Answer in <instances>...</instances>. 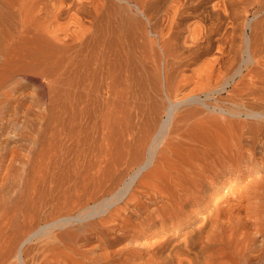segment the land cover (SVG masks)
Returning <instances> with one entry per match:
<instances>
[{"label": "bare ground", "instance_id": "bare-ground-1", "mask_svg": "<svg viewBox=\"0 0 264 264\" xmlns=\"http://www.w3.org/2000/svg\"><path fill=\"white\" fill-rule=\"evenodd\" d=\"M235 96L252 104H220ZM261 130L264 0H0V264L145 263L86 246L179 238L164 224L180 214L195 233L193 207L225 173L246 175ZM240 246L229 264H264V245L257 262Z\"/></svg>", "mask_w": 264, "mask_h": 264}, {"label": "rangeland", "instance_id": "rangeland-1", "mask_svg": "<svg viewBox=\"0 0 264 264\" xmlns=\"http://www.w3.org/2000/svg\"><path fill=\"white\" fill-rule=\"evenodd\" d=\"M33 90H34V85H31L30 88H27V90L25 91V92H31V94L28 97H26V99H27L26 104H28V102H30L33 99L34 94H35L33 92ZM236 97L237 96L232 97V98L230 97L231 99L227 98V99L223 100L222 103H220V104L223 105L224 107L226 106L225 108H227V109H230V108L232 109V108L236 107L237 105L249 106L252 104L251 101L248 99L240 98V97L236 98ZM233 98L235 99V101L233 100ZM21 110H22V112H21ZM18 111L20 112V114H23L25 111H27V108L20 107L18 109ZM227 116L231 120L232 119H233V121L235 120L233 123L234 125H238L239 122H241L244 119H247V120L249 119V118H244V116L239 117V118L235 117V116H231V115L230 116L227 115ZM222 117L223 116H221L222 120L227 119L226 117H223V118ZM251 119H253V118H250L248 120L249 122L246 120V122H248V123L256 122V119L255 120H251ZM258 132H259L258 137H260V138H258L257 141H255L254 139H251V138L249 139L248 148L251 150H249L250 162L248 163V166L245 167L246 175H238L235 177V174H234L235 172L225 173V175L223 176V178L225 180L224 187H221L220 185L221 184L223 185V183H220L216 179L215 180L216 185H214L215 183H212V185H211L212 187H210V189H209V195L206 198L208 201L205 199L206 200L205 202H208L209 206L206 207V203H204L205 205L202 204L201 206L199 205V207H193L195 209V215H194L195 217L193 219L197 223V227L195 226V233H194V231H192L193 232L192 234L189 233V231L192 230L193 227H187V226H189L187 224V220L184 219L182 214H180L178 216L175 215V216L170 217L171 219L168 218V220H166V223L164 225L166 227H168L169 229L171 228L169 232H171V231L176 232L174 230H178L177 228L179 226H182L179 228H182L181 230H183L184 232H186V230H187L188 233L187 232L185 234L183 233L184 235L182 234L179 238L177 235L174 236V234H171L165 238V240L167 242L163 241L162 243H159L160 245L155 244V245L149 246V247L148 246L141 247L139 245L131 243V239L133 238L131 236V234L127 237H124V238L121 237L120 240L117 242L116 240L112 239L113 236H116V232H111V234L108 233L107 235H106V233L102 234L103 233L102 232L101 233L102 235L100 237H94L91 241L92 243H89L88 244L89 246H86V248H91V249L94 248V249H96V252L108 251L112 255L116 254V256L114 255L115 256L114 259H117L118 258L117 254L121 249L123 251L126 250L127 252L130 253L129 248L133 247V248L137 249V252L140 251L139 254H141L142 257H145L143 259L146 261L145 263L143 260H140V261H143L142 264H146V263L147 264H207V262H209V261H210V263H208V264H212V263L213 264H215V263L220 264L221 263L220 259L223 260L222 261L223 264L224 263L229 264L231 259L233 262H234V260L237 259V255L234 254V249L232 247L234 246V244L236 242H239V244L241 245L240 246L241 249L243 246V249H242L243 252L242 251L241 252L242 253L245 252L246 255L251 256L252 258H254V261L257 262L258 259H256V258L258 257L259 248L261 247V244H262V246L264 245V239L262 240V238H264V234H263L262 238L259 237V234H258V237L255 236L256 234L253 235L254 232L257 233V231H256L257 230L256 228H258L257 223L262 222L260 224L264 228V220H263V218H264V189H262V188H264V182H263V186H261L262 184L258 185V183H257V182L262 183V181L264 180V178H261V177H264V146H263L264 145L263 144L264 143L263 142L264 134H263L262 130L258 131ZM261 138H262V141H260ZM2 140L5 141V143H8V145L11 142V141L9 142L5 137H3ZM12 144H14V143H12ZM247 172H249V173H247ZM145 174H146V172H145ZM247 174H252L254 179H255L254 180L255 186L252 187V191L255 190L254 194H255V192H256V194L255 195L252 194L253 196L251 197V198H255V199L254 200L250 199L251 202L246 201L250 205L253 204V208H251L250 205L245 206V205H247V203L245 201H244L245 203H243V205H242L244 207H242L239 204L236 205V203L241 200L240 193L244 187L242 186L243 188L241 189L240 186L246 185L245 179L247 178ZM259 178H261V179H259ZM239 184H240V186H239ZM229 185H232V186L238 185L237 187L235 186L236 190H238V191L240 189L241 190L239 191V193H238V191L236 192V190H235L237 195L232 194L230 196L229 201L232 200V198H233V200H232L233 202L230 201L229 202L230 205L228 207L227 202H225L222 199V196H224V193L226 191L225 188L228 187ZM261 189L263 191H261ZM221 192L222 193L224 192V193L221 194ZM219 196H221L222 200L219 199ZM232 196H234V197H232ZM258 196H259V198H258ZM236 197H238V198H236ZM217 198H218L217 202H219V204L222 203V205L220 204L221 209H210V207L211 208L215 207V206L213 207V205H215L214 201L216 202ZM235 199L237 200V202ZM256 199H258V200H256ZM210 200L213 203H209V202H211ZM223 202L225 203V206L223 205L224 204ZM259 202H260L261 207L259 206ZM233 204H234V206H233ZM256 204H258V205L256 206ZM225 207L228 209H226ZM246 207L247 208L249 207L250 210L247 209ZM250 214H251V216H253V217H251V219H250ZM209 215H210V217H209ZM238 216L241 217L242 220L237 221ZM244 217H247V218H244ZM257 217L261 220L257 219ZM211 220H213V222H211ZM212 223H213V225H212ZM160 225L161 224H159V226ZM183 225H185V226H183ZM209 225H210V227H209ZM208 227H209V229H208ZM142 229L143 228H139V230H142ZM254 229H256V230H254ZM211 230H213L214 235H213V233L212 234L210 233V232H212ZM134 231L136 232V229ZM134 231H132L130 233H135ZM251 231H253V232H251ZM196 232H197V234H196ZM208 233H210V235H208ZM205 234H207V235L205 236ZM196 235H197V238L195 237ZM110 236H112L111 239H110ZM248 236H251V237L254 236V239L256 238L257 240L255 241V240H253V238L248 237ZM211 237H212V239H211ZM245 237H247L248 239ZM249 238H250V240H253V241H250ZM244 240H246L247 242L245 241L244 243H242ZM168 241H170V242H168ZM206 241H208V242H206ZM240 241H242V242H240ZM254 241L256 244L253 243ZM99 243L102 244V246L104 245V247L100 248L99 245H96ZM177 243H179V244H177ZM247 243L249 245L248 247H247V245H245ZM251 243H253V245H251ZM91 244L93 245V247ZM108 244H111V246L108 247L107 246ZM123 244H125V245H123ZM130 244H132V245H130ZM162 244H164V245H162ZM178 246H180V247H178ZM225 248L226 249L228 248L229 251L228 250L225 251L226 250ZM147 251H149V253ZM223 251H225V252H223ZM226 252H227V255H226ZM150 255L152 256V258H148V257H151ZM228 258H230V260ZM233 258H235V259H233ZM149 260H150V262H149ZM205 260L206 261L208 260V261L206 262ZM240 260L241 259H239L238 261H240ZM151 261H152V263H151ZM196 262H198V263H196Z\"/></svg>", "mask_w": 264, "mask_h": 264}]
</instances>
